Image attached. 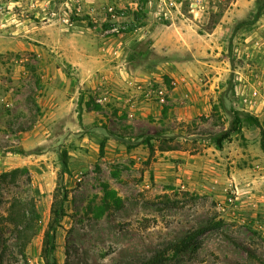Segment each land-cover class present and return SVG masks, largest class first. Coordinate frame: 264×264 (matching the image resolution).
<instances>
[{
	"label": "rangeland",
	"instance_id": "obj_1",
	"mask_svg": "<svg viewBox=\"0 0 264 264\" xmlns=\"http://www.w3.org/2000/svg\"><path fill=\"white\" fill-rule=\"evenodd\" d=\"M255 12L256 0H0V173L26 166L31 176L0 181V216L14 199H34L42 228L25 248L28 264H45L64 150L69 195L55 264H140L210 219L221 223L157 264L264 256V12ZM252 86L261 91L253 110L241 100ZM177 87L175 104L206 90L210 109L170 116ZM235 114L241 132L218 148L212 136ZM155 131L182 149L150 157L146 145L128 149L108 133ZM99 132L113 140L102 158ZM0 264H25L7 220Z\"/></svg>",
	"mask_w": 264,
	"mask_h": 264
},
{
	"label": "trees",
	"instance_id": "obj_2",
	"mask_svg": "<svg viewBox=\"0 0 264 264\" xmlns=\"http://www.w3.org/2000/svg\"><path fill=\"white\" fill-rule=\"evenodd\" d=\"M263 12L264 0H256V12L253 20H257V18L260 17ZM89 103L90 102H86V105L89 106ZM94 107L98 108L99 104ZM165 112L166 111L164 110V114ZM248 119L255 121L253 117H248ZM242 122L243 119L238 114H235L226 129L219 133L213 134L212 143L218 148H221L223 143L231 138V134L233 132H241ZM108 133L117 139H126V147L128 149L134 148L140 144L146 145L149 149L150 157L156 149L160 152L182 149L181 142L177 141L175 136H165V133L162 131H155L154 133L140 135L137 138H128V136L123 135L122 133ZM106 142L107 137H104L99 143V158H102L105 155ZM17 153H23V150H19ZM60 160L62 168L57 174L56 185L53 192V200L50 207V218L43 234L42 256L44 258L45 264H55L50 258L51 253L55 249V231L56 228L60 226L62 218L66 215L65 202L67 201L69 195V189L64 183V176L66 174H70V169L67 163V152L65 150L61 153ZM21 175H26L28 183H31L29 169L26 166L16 167L9 171L0 173V181L5 182L10 179L12 182H14ZM102 189L106 196H109L110 198H113L115 202L120 203L121 198L117 195V192L114 189L109 187L107 183L102 184ZM16 199L11 202L8 214L0 216V220H7L14 224L16 239L18 240L19 244V252L24 259L25 264H28L25 248L31 241L32 237L38 234L42 228L40 224V214L33 198H26L22 201V203L21 200L18 201ZM17 202L21 203V205H18V212L15 211V209H17ZM220 223L221 220L214 222L213 219H210L206 223L196 228L189 229L178 240L167 243L140 264H157L167 260L170 255H176L186 251L196 239H198L206 231L219 226ZM245 251L246 258L242 261L236 262L235 264H264L263 255H257L250 249H246Z\"/></svg>",
	"mask_w": 264,
	"mask_h": 264
},
{
	"label": "crops",
	"instance_id": "obj_3",
	"mask_svg": "<svg viewBox=\"0 0 264 264\" xmlns=\"http://www.w3.org/2000/svg\"><path fill=\"white\" fill-rule=\"evenodd\" d=\"M211 35V34H209ZM195 39L199 40L197 37H194ZM180 91H178L177 88H173L170 91V94L168 96L166 105L169 111V115L171 116H176V118L187 120L190 119L191 117H195L198 114L201 113H206L210 109V99H209V94L208 91L204 90L202 93L200 92L199 96L192 95V100L193 102L189 106L182 107L179 106L178 104H175L174 101L176 98H174L177 94H179ZM102 136H107L105 133L99 132ZM103 136V137H104ZM112 139L107 138L106 144H112ZM119 142V140H116ZM174 151V150H173Z\"/></svg>",
	"mask_w": 264,
	"mask_h": 264
},
{
	"label": "built area",
	"instance_id": "obj_4",
	"mask_svg": "<svg viewBox=\"0 0 264 264\" xmlns=\"http://www.w3.org/2000/svg\"><path fill=\"white\" fill-rule=\"evenodd\" d=\"M251 89L252 90L248 93L242 92L241 100L249 107V109L253 110L257 105V102L261 99V91L259 86H252Z\"/></svg>",
	"mask_w": 264,
	"mask_h": 264
}]
</instances>
